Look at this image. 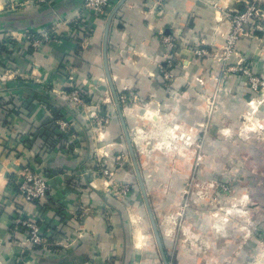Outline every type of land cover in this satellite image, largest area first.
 Listing matches in <instances>:
<instances>
[{
    "label": "crops",
    "instance_id": "1",
    "mask_svg": "<svg viewBox=\"0 0 264 264\" xmlns=\"http://www.w3.org/2000/svg\"><path fill=\"white\" fill-rule=\"evenodd\" d=\"M81 1L52 0L42 5L0 0V33L15 34L20 40V52L9 65L13 76L0 80V264H157L133 185V192L129 190L124 199L103 187L102 152L127 146L105 57L127 129L133 125L158 130L159 121L165 120L193 134L206 121L204 95L215 88L212 78L221 76L222 70L221 63L210 57L196 58L191 49L203 39L210 50H217L229 29L221 11L244 5V0H124L104 19L86 15V31L79 38L45 42L37 49L23 38L25 31L43 32L53 25L63 31L68 26L64 21L80 12ZM259 1L264 9V0ZM262 23L253 19L237 41L232 61L242 58L264 79ZM166 36L177 43L169 82L163 80L158 66L165 62ZM245 80L241 73H234L220 83L213 115L218 128L224 110L235 119L250 109L254 92ZM223 84L229 90L224 102ZM72 85L90 95L83 110L63 98ZM94 104L102 106L100 114L108 118L105 127L87 118L85 112ZM61 119L68 121V132L59 127ZM133 142L140 155L142 150ZM45 143L48 147L41 151ZM33 148L36 157L29 152ZM150 158V162L141 155L137 159L147 192L144 171L171 168L168 162L153 161L152 154ZM126 162L115 168L113 178L133 184ZM28 165L40 170L51 188L47 198L21 208L25 216H35L46 225L47 247L24 245L12 224L20 207L16 182ZM148 198L154 213L150 193ZM253 246L246 244L248 251Z\"/></svg>",
    "mask_w": 264,
    "mask_h": 264
},
{
    "label": "rangeland",
    "instance_id": "2",
    "mask_svg": "<svg viewBox=\"0 0 264 264\" xmlns=\"http://www.w3.org/2000/svg\"><path fill=\"white\" fill-rule=\"evenodd\" d=\"M230 74L221 72L219 83L215 82V88L213 85L204 95L206 121L193 134L180 131L177 125L165 120L159 121L158 130L156 126L140 129L133 125L128 129L144 159L150 162L152 154L153 161L162 165L168 162L171 167L168 171H144L147 193L154 199V216L170 264H264V95L253 91L250 109L236 120L224 110L222 126L218 128L219 121L215 122L213 117L214 100H220V83ZM221 88L224 102L229 90L224 84ZM79 92L85 102L90 99L86 90ZM134 150L136 153L135 146ZM140 155L136 153L137 159ZM120 162L127 163L135 181L120 182L127 184V194L133 188L137 192L145 214L142 226L145 225L154 245L153 258L157 264H164L127 146L125 150L110 148L108 152L106 167L113 173ZM230 241L236 244L231 247ZM248 243L249 248L254 244L252 251H248Z\"/></svg>",
    "mask_w": 264,
    "mask_h": 264
},
{
    "label": "built area",
    "instance_id": "3",
    "mask_svg": "<svg viewBox=\"0 0 264 264\" xmlns=\"http://www.w3.org/2000/svg\"><path fill=\"white\" fill-rule=\"evenodd\" d=\"M52 0H30V3H40L42 5L50 3ZM121 0H82L80 4V12L75 15L72 19L64 21L68 26L59 31L57 27L50 26L43 32L40 31H25L23 32V38L28 39L33 49H37L45 42H59L65 37L78 38V36L86 31L85 20L86 15H90L96 18H106L109 10ZM244 5L242 8H226L223 9L222 15L229 21V29L224 35V41L222 45L215 51L210 50L203 39L197 42V45L191 49L193 56L196 58L210 57L221 63V72L227 73H241L246 80L247 84L252 91L262 92L264 95V79L252 72L248 64L243 63L242 58L237 61H231L234 55H236V44L241 36L247 32V27L252 23L253 19H257L264 26V9L261 7L259 0H244ZM20 40L15 36V34L4 35L0 33V80L4 81L6 78L13 76V70L11 62L16 56V49L18 42ZM165 46L167 52L164 54V63L160 62L158 64L160 72L162 73V78L166 82H169L172 78L170 72V67L172 66V61L175 60L176 52V41L170 37L166 36L164 38ZM233 60V59H232ZM227 64V65H226ZM15 71V70H14ZM219 83V79H215ZM79 87L73 86L69 91H65L63 98L72 104L76 108H84L86 102L80 95ZM123 100L126 98L122 97ZM87 106V105H86ZM100 105H92L87 111V118L95 120L98 125H104L108 123V118L102 116L99 111ZM86 113V112H85ZM59 127L63 132L69 131V123L67 120H59ZM103 125V126H104ZM102 126V127H103ZM45 147L48 144H44ZM29 152L32 156L35 155L34 148L30 149ZM120 156L118 155L116 159L118 160ZM101 168L99 166L101 175H105L106 180L103 183V187L110 194H114L116 197L124 198L127 195L128 187L113 178V172L110 168L106 167L108 160V151L103 152L101 156ZM122 164V162L118 163ZM17 193L20 196L17 209L18 214L12 219L13 228L15 233L23 239L24 245H41L48 246L49 242L47 240L46 225H44L39 218L32 216L28 217L23 214L21 209L26 203L41 202V200L47 198L50 195V185L46 176L37 168L30 165L23 168L20 173V180L16 182Z\"/></svg>",
    "mask_w": 264,
    "mask_h": 264
},
{
    "label": "water",
    "instance_id": "4",
    "mask_svg": "<svg viewBox=\"0 0 264 264\" xmlns=\"http://www.w3.org/2000/svg\"><path fill=\"white\" fill-rule=\"evenodd\" d=\"M123 1L124 0L119 1L115 8H117ZM108 24H109V22L107 23V26H106L105 40H106V36H107V32H108ZM104 56H105V50H104ZM105 67H106L107 78L109 79V82H110V86H111L112 95H113V98H114L116 110H117V113L119 115V118H120V121H121V124H122V128H123L124 135H125V138H126L128 150H129V153H130V157H131V160H132L133 167L135 169V174H136L137 179H138V183H139V186H140V189H141L142 197H143V200H144V203H145V207H146V210H147V213H148V217H149V220H150V223H151V226H152V229H153V233H154V236H155V239H156L158 250H159V253H160V256H161V259H162L163 263L164 264H170L169 261H168V258H167L163 243H162V239H161V236H160V232H159V229H158V226H157V223H156V219H155L152 207H151L150 202H149V198H148L147 191H146V188H145V184H144V181H143V178H142V175H141V171H140V168H139V164H138V160H137L136 153H135V150H134V146H133L132 140L130 138L128 129L126 127V123H125L123 114H122V108H121L120 102L118 100V97L116 95V92L114 90V87H113V84H112V81H111V78H110V73L108 71L106 57H105Z\"/></svg>",
    "mask_w": 264,
    "mask_h": 264
},
{
    "label": "trees",
    "instance_id": "5",
    "mask_svg": "<svg viewBox=\"0 0 264 264\" xmlns=\"http://www.w3.org/2000/svg\"><path fill=\"white\" fill-rule=\"evenodd\" d=\"M78 38H79V37H78ZM13 48H15V49L17 48V49H16V56H17V55L19 54L20 51H19L18 47H13ZM80 89H81V88H80ZM81 90H82V89H81ZM45 139H46V138H45ZM42 144H43V143H42ZM47 147H48V146H46V147L41 146V149H42L41 151H43V148H47ZM39 155L42 156V154H40V153H39ZM34 157H36V155H34ZM38 202H39V201L34 202V203H38Z\"/></svg>",
    "mask_w": 264,
    "mask_h": 264
},
{
    "label": "bare ground",
    "instance_id": "6",
    "mask_svg": "<svg viewBox=\"0 0 264 264\" xmlns=\"http://www.w3.org/2000/svg\"><path fill=\"white\" fill-rule=\"evenodd\" d=\"M148 112V111H147Z\"/></svg>",
    "mask_w": 264,
    "mask_h": 264
}]
</instances>
